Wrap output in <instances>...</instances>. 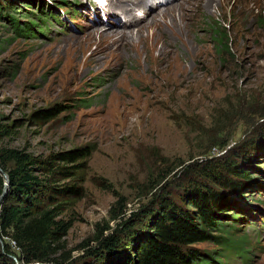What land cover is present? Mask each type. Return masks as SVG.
Instances as JSON below:
<instances>
[{
  "label": "rangeland",
  "instance_id": "1",
  "mask_svg": "<svg viewBox=\"0 0 264 264\" xmlns=\"http://www.w3.org/2000/svg\"><path fill=\"white\" fill-rule=\"evenodd\" d=\"M42 1L58 16L47 36L16 38L0 22V131H9L0 150L44 159L93 148L79 175L81 197L60 217L71 226L65 251L80 264L101 233L122 230L160 196L179 203L195 167L222 164L264 135V0H69L70 11L56 9L59 0ZM13 2L22 14L38 13L22 9L26 0ZM216 22L226 28L228 49L212 37ZM110 31L117 36L101 37ZM58 105L69 108L33 121ZM254 164L264 180V150ZM196 180L221 189L213 177ZM252 192L232 231L244 238L249 261L230 256L224 264H264V186ZM7 243L15 264H24Z\"/></svg>",
  "mask_w": 264,
  "mask_h": 264
},
{
  "label": "trees",
  "instance_id": "2",
  "mask_svg": "<svg viewBox=\"0 0 264 264\" xmlns=\"http://www.w3.org/2000/svg\"><path fill=\"white\" fill-rule=\"evenodd\" d=\"M26 1L29 6L22 9L36 8L37 14H22L13 0H0V22L8 25L16 38L47 36L49 20L58 21L54 4L51 7L42 0ZM69 4V0H59L56 9L70 11ZM28 15L36 16L37 21ZM211 29L218 46L228 49L226 28L216 22ZM68 108L58 105L41 110L33 121H49ZM8 134L9 131H0V137ZM263 150L262 134L258 143L239 150L222 164L209 160L195 167L193 172L197 175L188 182L190 188L179 203L160 196L143 214H134L122 230L105 237L101 233L96 238L98 246L88 250L83 256L87 258H82L80 264H224L223 259L230 256L249 261L242 253L244 238H236L232 231L238 232L235 224L245 220V213H240L244 211L241 201H252L254 196L248 194L253 193L254 186H264V180L257 178L248 165H253ZM93 151L92 147H82L40 159L16 148L0 150V167L10 181L4 195L5 179L0 174V264H15L16 253L7 240L15 243L24 264H73L64 242L71 226L60 217L71 199L81 197L79 175ZM217 167L222 168L224 175ZM197 177H213L221 189L201 188ZM201 243H213L220 251L198 250L195 245Z\"/></svg>",
  "mask_w": 264,
  "mask_h": 264
},
{
  "label": "water",
  "instance_id": "3",
  "mask_svg": "<svg viewBox=\"0 0 264 264\" xmlns=\"http://www.w3.org/2000/svg\"><path fill=\"white\" fill-rule=\"evenodd\" d=\"M0 174H2L4 179H5V192H4V195H5L9 189V186H10L9 176L1 167H0ZM1 202H2V200L0 201V204H1Z\"/></svg>",
  "mask_w": 264,
  "mask_h": 264
},
{
  "label": "bare ground",
  "instance_id": "4",
  "mask_svg": "<svg viewBox=\"0 0 264 264\" xmlns=\"http://www.w3.org/2000/svg\"><path fill=\"white\" fill-rule=\"evenodd\" d=\"M132 3V2H131ZM148 3H149V1H147L144 5L147 7L148 6ZM150 4V3H149ZM171 4V3H170ZM132 6V5H131ZM138 6V5H137ZM152 7V6H151ZM159 9V8H158ZM117 19H119V18H116L115 20H117ZM121 21V20H120ZM114 26H116V25H114ZM109 30H111V28H109ZM112 35H115L114 34V31H110L109 33H107V34H103L101 37H103V38H107V37H109V36H112ZM128 35V34H127ZM115 36H117V35H115ZM125 34L123 33V35H122V39H121V37H120V39L119 40H123L124 38H125ZM118 38V37H117ZM118 41V40H117ZM123 42V41H122Z\"/></svg>",
  "mask_w": 264,
  "mask_h": 264
},
{
  "label": "built area",
  "instance_id": "5",
  "mask_svg": "<svg viewBox=\"0 0 264 264\" xmlns=\"http://www.w3.org/2000/svg\"><path fill=\"white\" fill-rule=\"evenodd\" d=\"M14 243V242H13ZM14 245H15V243H14ZM16 246V245H15Z\"/></svg>",
  "mask_w": 264,
  "mask_h": 264
}]
</instances>
